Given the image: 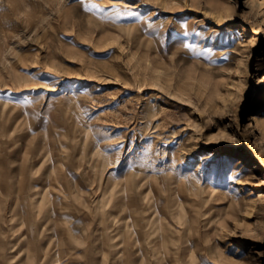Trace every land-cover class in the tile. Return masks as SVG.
Returning a JSON list of instances; mask_svg holds the SVG:
<instances>
[{
	"label": "rangeland",
	"instance_id": "1",
	"mask_svg": "<svg viewBox=\"0 0 264 264\" xmlns=\"http://www.w3.org/2000/svg\"><path fill=\"white\" fill-rule=\"evenodd\" d=\"M255 112L264 0H0V264H264Z\"/></svg>",
	"mask_w": 264,
	"mask_h": 264
},
{
	"label": "bare ground",
	"instance_id": "2",
	"mask_svg": "<svg viewBox=\"0 0 264 264\" xmlns=\"http://www.w3.org/2000/svg\"><path fill=\"white\" fill-rule=\"evenodd\" d=\"M251 116V121L254 123V122H256L257 123V125L260 127V130H261V132L264 134V125H260V121H261V119H262V114H260V112H255V113H253V114H251L250 115ZM31 178H33V177H31ZM30 178V179H31ZM33 181H36V180H34V178L32 179ZM24 181L26 182V183H28L25 179H24ZM33 181H30L29 183H34ZM32 184H29V187H31V189H32V187L34 188V185H32ZM29 189V188H28ZM14 191V190H13ZM45 195V194H44ZM43 197H45V196H43ZM65 230L64 229H62V230H59V233H63ZM60 240V242L62 241L63 243V245H64V238H61V239H59ZM52 241H50L49 242V245H50V243H51ZM60 242H58V243H60ZM65 244H66V247L68 246L67 245V241H65ZM77 248V246H75V247H71V246H69V249H65L64 250V252L62 251V252H60V254H59V256H62V255H65V254H67V253H70L72 250H74V249H76ZM45 255H46V252H45ZM57 256V255H56ZM71 259H73L72 257H71ZM46 263H48V261L46 262Z\"/></svg>",
	"mask_w": 264,
	"mask_h": 264
}]
</instances>
